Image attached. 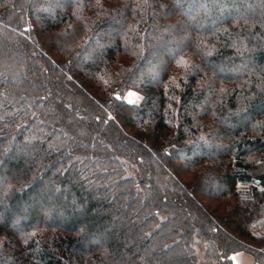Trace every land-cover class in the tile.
<instances>
[{
    "label": "trees",
    "instance_id": "trees-1",
    "mask_svg": "<svg viewBox=\"0 0 264 264\" xmlns=\"http://www.w3.org/2000/svg\"><path fill=\"white\" fill-rule=\"evenodd\" d=\"M237 251L264 261V0H0V264Z\"/></svg>",
    "mask_w": 264,
    "mask_h": 264
},
{
    "label": "rangeland",
    "instance_id": "rangeland-1",
    "mask_svg": "<svg viewBox=\"0 0 264 264\" xmlns=\"http://www.w3.org/2000/svg\"><path fill=\"white\" fill-rule=\"evenodd\" d=\"M144 77H145L146 79H150V78H152V76L150 75V71H147V72L144 74ZM140 98H141V95H140L138 92L134 91V90H128V91L126 92V94H125V99H126L127 101H129V102L138 103V102L140 101ZM206 149H209V147L207 146ZM238 253H244V254H246L247 257H248L249 259H251V262H252L251 264H264V261H263L262 263H259V262L255 261L253 255H252V253H250V252H248V251H237V252L232 253V254L230 255V257H231L233 254H238ZM231 260H232V258H231ZM232 262H233V260H232ZM233 264H234V263H233Z\"/></svg>",
    "mask_w": 264,
    "mask_h": 264
},
{
    "label": "crops",
    "instance_id": "crops-1",
    "mask_svg": "<svg viewBox=\"0 0 264 264\" xmlns=\"http://www.w3.org/2000/svg\"><path fill=\"white\" fill-rule=\"evenodd\" d=\"M234 264H251V259L244 253L233 254L231 256Z\"/></svg>",
    "mask_w": 264,
    "mask_h": 264
}]
</instances>
